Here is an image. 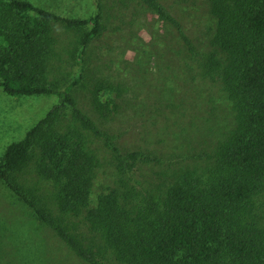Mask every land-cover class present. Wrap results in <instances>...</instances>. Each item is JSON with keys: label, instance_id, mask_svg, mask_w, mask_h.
Listing matches in <instances>:
<instances>
[{"label": "trees", "instance_id": "16d2710c", "mask_svg": "<svg viewBox=\"0 0 264 264\" xmlns=\"http://www.w3.org/2000/svg\"><path fill=\"white\" fill-rule=\"evenodd\" d=\"M141 1L177 32V46H162L168 57L155 85L162 91L155 112L175 128L170 149L122 146L110 122L128 105L123 86L97 85L92 118L72 94L81 72L71 81L49 77L50 57L61 49L52 23L81 32L72 55L80 58L102 31L99 2L80 18L0 0V88L58 98L7 145L0 183L81 264H264V0L184 4L197 5L189 12L195 36L167 4ZM187 109L196 110L180 125ZM29 166L50 185L46 194L18 182Z\"/></svg>", "mask_w": 264, "mask_h": 264}, {"label": "rangeland", "instance_id": "374dc122", "mask_svg": "<svg viewBox=\"0 0 264 264\" xmlns=\"http://www.w3.org/2000/svg\"><path fill=\"white\" fill-rule=\"evenodd\" d=\"M27 1L61 16L80 18L92 15L97 10V2L100 3L102 31L80 58L75 57L79 53L81 32L67 28L61 22L52 23V32L58 37V47L61 49L50 57L49 77L71 81L81 72V80L72 94L77 106L92 118L99 116L92 102L93 90L97 85L111 82L115 87L123 86L120 99H125L128 105L119 108L114 114L115 119L110 122L114 130L122 133V146H147L157 152L168 151L170 144H173L170 133L174 127L164 122L160 112H155L158 98L162 97V91L159 90L161 86L155 89V85L161 80L159 67L163 63L162 57L163 60L168 57L160 52L164 48L162 46H177L175 27L165 24L141 0ZM159 1L168 5L171 14L186 26L188 34L195 36L199 28L190 24L189 12L190 9L197 10V5L183 7L195 0H184L183 4L180 0ZM106 92L105 88L98 91L102 98ZM174 98L178 99V96ZM57 100L53 94L10 96L0 88V157L7 145L21 139ZM187 110L179 119L183 122L180 125H185L196 109ZM153 119L156 121L153 122ZM194 123L200 125L201 118L196 117ZM166 125L167 129L164 128ZM195 133L193 131L194 137L196 135V139H200V133ZM176 144H179L178 140ZM91 147L99 148L98 141L92 142ZM32 169L29 166L18 172V182L29 187L33 194H46L50 185ZM102 177L99 171L96 178ZM94 183L95 189H99L96 179ZM67 254L66 247L59 243L51 229L36 222L32 211L1 182L0 264H81Z\"/></svg>", "mask_w": 264, "mask_h": 264}]
</instances>
